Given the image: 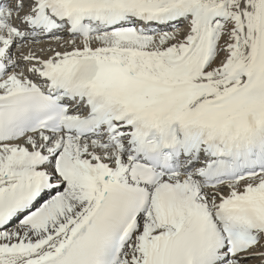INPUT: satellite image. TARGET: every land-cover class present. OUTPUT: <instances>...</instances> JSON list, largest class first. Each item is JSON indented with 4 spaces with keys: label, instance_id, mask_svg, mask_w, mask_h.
<instances>
[{
    "label": "snow or ice",
    "instance_id": "obj_1",
    "mask_svg": "<svg viewBox=\"0 0 264 264\" xmlns=\"http://www.w3.org/2000/svg\"><path fill=\"white\" fill-rule=\"evenodd\" d=\"M253 262L264 0H0V264Z\"/></svg>",
    "mask_w": 264,
    "mask_h": 264
},
{
    "label": "bare ground",
    "instance_id": "obj_2",
    "mask_svg": "<svg viewBox=\"0 0 264 264\" xmlns=\"http://www.w3.org/2000/svg\"><path fill=\"white\" fill-rule=\"evenodd\" d=\"M59 35L63 38V40L70 39L66 33H60ZM56 47H57V42L54 38L51 37H44L42 40L38 42L37 45V48H44L45 50H47L48 48H56ZM63 47H64L63 44H61V50H63Z\"/></svg>",
    "mask_w": 264,
    "mask_h": 264
}]
</instances>
